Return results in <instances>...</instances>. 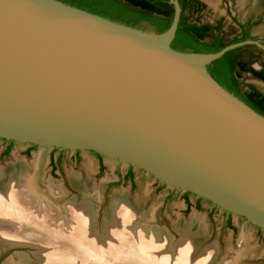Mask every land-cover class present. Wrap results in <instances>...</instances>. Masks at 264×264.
Wrapping results in <instances>:
<instances>
[{
    "label": "water",
    "instance_id": "obj_1",
    "mask_svg": "<svg viewBox=\"0 0 264 264\" xmlns=\"http://www.w3.org/2000/svg\"><path fill=\"white\" fill-rule=\"evenodd\" d=\"M171 2L156 33L61 0H0V137L94 151L264 231V115L209 71L264 44L177 50Z\"/></svg>",
    "mask_w": 264,
    "mask_h": 264
},
{
    "label": "rangeland",
    "instance_id": "obj_2",
    "mask_svg": "<svg viewBox=\"0 0 264 264\" xmlns=\"http://www.w3.org/2000/svg\"><path fill=\"white\" fill-rule=\"evenodd\" d=\"M204 2H207V7L199 15L202 21L215 23L226 14L221 0ZM239 2L236 7L244 20L251 8L248 4L240 5ZM186 14L191 16L189 10ZM143 25L147 26L148 30L152 28L149 22H143ZM222 27L225 42H230L240 33L239 28L228 16ZM254 33L264 36V28L259 27ZM242 52L243 58L249 60L253 59L250 58V53L257 54L259 50L248 47ZM263 63L264 52L253 59L257 68ZM244 78L264 93L263 80L248 74H245ZM53 148L47 149L37 145L31 147L27 143L16 141L10 151L3 155V143L0 141V171H8L15 166L25 170L24 173L32 177L40 195L47 196L49 201L56 202L60 207H65L69 201L89 204L91 211L96 214V226L100 233H106V228L103 227L104 219L108 218L121 197L131 207L127 210L134 214L132 219L135 222L132 223L147 229L140 231L145 237H148L149 233L154 241L160 243L158 256L155 255L157 263L162 264V258H165L168 264H177L176 256L172 254L176 253L174 248L178 247L183 235L192 231L190 234L195 233L194 236H200L201 240L199 242L198 239L191 245V252L203 257V264H225V261H235V264H264V231L252 223H247L244 218L232 215L229 222L225 210L191 196L190 204H187L182 192L162 184L137 168L134 169L133 176H129V165L121 164L116 159L103 155L100 160L96 152L81 150L77 154L75 150L70 149H65L62 154L57 150L52 156ZM68 150L70 152H67ZM75 176L79 177V181L81 179L86 183L80 185L74 181ZM53 188L60 192L54 194ZM124 226L126 225L123 221L118 225L122 230L121 227ZM114 229L110 226L107 232ZM126 229L134 232L131 225H127ZM35 249L33 246H9L0 243V264H24L22 256L31 260L27 264H38Z\"/></svg>",
    "mask_w": 264,
    "mask_h": 264
},
{
    "label": "bare ground",
    "instance_id": "obj_3",
    "mask_svg": "<svg viewBox=\"0 0 264 264\" xmlns=\"http://www.w3.org/2000/svg\"><path fill=\"white\" fill-rule=\"evenodd\" d=\"M24 171L18 166L0 171V243L33 246L37 250L38 264H160L155 258L160 243L149 233L145 237L140 230L147 229L132 223L135 222L134 214L128 211L131 207L121 197L104 219L106 233H100L96 214L89 204L69 201L65 207H60L47 196H41L32 177ZM78 179L75 176L74 181L80 185L86 183ZM52 190L54 194L60 192ZM121 221L126 226L131 225L134 232L126 226L119 229ZM109 225L115 229L107 232ZM190 233L183 235L178 247L174 248L176 253L172 254L176 256L177 264L205 263L203 257L191 252V245L198 239L200 242L201 237ZM162 259V264H168L165 258ZM22 261L27 264L31 260L22 256ZM225 264H235V261H225Z\"/></svg>",
    "mask_w": 264,
    "mask_h": 264
},
{
    "label": "trees",
    "instance_id": "obj_4",
    "mask_svg": "<svg viewBox=\"0 0 264 264\" xmlns=\"http://www.w3.org/2000/svg\"><path fill=\"white\" fill-rule=\"evenodd\" d=\"M65 3L100 14L112 20L122 22L128 25L148 29L143 22L151 23V30L156 33L166 31L172 22L173 10L161 12V8L154 14L153 5L155 0H61ZM184 9V8H183ZM213 29L209 24L197 26L187 24L182 16L176 37L172 42V47L181 51L193 52H215L223 48L226 44L248 39V33L242 37H236L230 42L224 41L221 33L211 34V41H204L208 35L205 30ZM210 35V34H209ZM249 46L239 47L226 52L221 58L215 60L209 65V71L212 76L228 91L235 94L241 100L250 105L260 114L264 115V95L253 85H248V90H243L237 83V76L233 73L234 66H238L240 72H252L254 76L264 80L263 70L255 69L251 63L253 60H244L242 50ZM188 204L190 203L186 197ZM231 222V220H229Z\"/></svg>",
    "mask_w": 264,
    "mask_h": 264
},
{
    "label": "flooded vegetation",
    "instance_id": "obj_5",
    "mask_svg": "<svg viewBox=\"0 0 264 264\" xmlns=\"http://www.w3.org/2000/svg\"><path fill=\"white\" fill-rule=\"evenodd\" d=\"M155 1L157 3H155L152 7L154 14L163 15L162 13L157 12V9L161 8V12H167L168 10H170V11L173 10V15H174V5L172 4L171 0H155ZM179 1H180L181 6H182L181 17L183 16L185 18L187 24H195L197 26L209 24L213 27V29L205 30L206 33H208V35H206L204 37V39H203L204 41H211L212 40V37H211L212 33H214V34L221 33L224 36V41H225V33L223 31L222 23L226 19V16H228L231 19V21L239 28V31H240V33L238 35H236L234 38L242 37V36H244L243 35L244 33H248V36H249L248 39H256V40L261 41L264 44V36H259V35L254 33L255 29H257L259 27L264 28V0H246V1L241 0L242 1L241 3L239 2V0H221V5L224 6L226 14L222 15L221 18H219L218 22H215V23L202 21L200 16H199L205 11V9L207 7V5H206L207 2H204V0H179ZM237 2H239L240 5L246 3L251 8L250 11L247 13L246 18L244 20L241 19V13L236 7ZM187 10L190 11L191 16L186 14ZM248 46L252 47V48H257L259 50V52L257 54L250 53V55H249L250 58H253V59L258 58V56L264 52V48L259 47L257 45H248ZM241 57L242 58L244 57L243 52H242ZM253 59H249V60L251 61ZM244 60H246V59H244ZM251 65L255 69L263 70V73H264V63L262 64V66L260 68L255 67L253 63H251ZM233 73L235 74V76H237V83L243 90H248L249 89L248 85L252 84V83L246 81V79L244 78L245 74H248L254 78L260 79L256 76H254L252 72H240L238 66H234ZM260 80H263V79H260ZM260 92L264 95V93L262 91H260ZM0 141L3 143V149L1 151V154H3V155L7 154L10 151L12 145L14 143H16V141L9 140L6 138H1V137H0ZM27 144L31 147H36V145L29 144V143H27ZM57 150H59L61 154L65 151V149H63V148L54 147L52 150V156H53V153L56 152ZM87 151L94 152L91 150H87ZM67 152H70V150H68ZM75 152L78 154L79 152H81V150L77 149V150H75ZM96 154L98 155L100 160H102L103 155L98 154V153H96ZM134 169L135 168L132 166L128 167V175L129 176H133ZM183 194H184V199H185L186 203L188 204L186 197L190 202L189 195L191 193L190 192H184ZM198 200H202V198L198 197ZM213 207H215V206H213ZM227 215H228V220H231L232 214L227 213Z\"/></svg>",
    "mask_w": 264,
    "mask_h": 264
}]
</instances>
